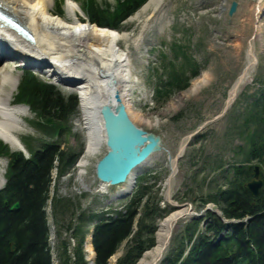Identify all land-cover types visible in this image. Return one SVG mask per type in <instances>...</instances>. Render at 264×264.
<instances>
[{"label": "rangeland", "instance_id": "obj_1", "mask_svg": "<svg viewBox=\"0 0 264 264\" xmlns=\"http://www.w3.org/2000/svg\"><path fill=\"white\" fill-rule=\"evenodd\" d=\"M59 1L60 0H48V8L54 14L58 11H62V18L72 21L74 18L69 14L67 4H65L63 0L61 3ZM96 1L103 8L105 4H111V6L114 4V0ZM231 1L232 0H167V19L160 23L150 20V24L143 26L142 23L145 14L135 18L133 17L134 14L132 16L133 18L131 17L132 19H130L129 16L121 23L119 29H117L120 31H127L130 35L127 40L120 39L118 45L122 50L130 52V80L132 85L130 94L131 108L133 111H138L151 120L149 124L141 122L136 118H133L132 121L147 131L160 134L162 145L169 151L171 156L177 152L178 146L185 136L197 129L204 121L212 119L221 112L225 104L228 90L231 89L248 63L249 56L247 54V44L250 37L252 35L254 36L251 43L257 61L252 67L248 68L250 80L241 88V91L229 106L228 110L222 116L205 123L203 128L196 134L202 135L199 139L193 138L189 141L184 152L177 161L176 171L171 178V199L177 203H187V205L190 206V211L195 212H200L204 209L201 205L202 199H206L208 195H215L220 188L227 187L229 183L228 180L232 176L231 164L244 159L245 152L249 151V142H245L247 132L243 126L242 117L238 118L236 113L242 110L245 105L251 103L254 94H256V97L259 96L258 94H261L260 98H262L261 100L263 101V103L260 101V106L257 109L256 115L264 117V15L257 19V0H236L239 3L237 10L228 22L227 8ZM80 3V0L77 1L78 6ZM81 11L83 17L79 15L77 11H75V15H78L77 17L79 19H87L83 7ZM259 20L263 22L260 36L257 35L258 31L256 29V26L260 22ZM176 37L180 39L183 38L185 42L193 38V42H195L193 45L196 50V59L200 65V71L197 77L191 79L190 85H192V83L204 72L208 73L210 79L194 94L187 93L190 86L187 90L185 88L173 93L164 103H159L155 100L154 96V83L157 78V73L155 74L153 72V67L158 66L157 52H159V48L161 46L162 48L164 46L168 47ZM135 38H137V46L134 44ZM17 59V55L15 58L0 59V71L8 70L11 76L14 77L18 75L19 82L23 68L14 65L15 62L17 64L19 63ZM44 68L49 70L48 66ZM34 72L43 81L55 84L64 94H78L76 88L69 82L60 80L51 74H45L39 71ZM158 74H160V72H158ZM162 75L165 74L162 73ZM8 91L9 86L6 85L4 88L2 85L0 86V102H4ZM15 94L16 90L11 95L12 100L9 109L15 105ZM20 112L21 113L18 114L7 111V123L13 126L12 128L15 129V135L23 145L22 149H20L19 146H17V148H12L5 142L12 150H22L23 153L28 154L26 148V140L27 143L30 141L28 136L32 138L31 145L39 141L55 139L41 133L38 127L32 123L34 114L29 109H23ZM69 125L70 132L64 136L62 145L65 149L74 151L81 149V152L75 164L69 167L65 173L59 174L56 168L52 170L50 196L52 197L57 193L59 197L71 198L74 203V215L71 219V228L66 229L65 225H67L68 218H64L65 205L64 203L58 205L57 215L60 219L61 231L60 234H57L51 213L52 206L50 202H48L46 210L48 214L49 242L52 248L51 264H62L60 242L63 239L68 241L69 264H73L75 260L73 248L77 244L78 237L73 233L72 229L78 223L77 219L80 215L83 214L84 217H87L93 213H98L101 210L107 209V206L108 208L111 207L109 210H112L119 205H124L128 200V197L121 199L114 198L116 191L118 192L119 188L125 185L123 183L120 185H108L105 193L98 191L100 181L95 176L94 166L96 161L106 151L104 142L97 152L84 156L88 158V164L85 166V173L81 175L78 174L79 168L77 162L79 158L86 153L87 146V134L84 131L79 109L77 113L71 117ZM254 128L255 124L251 126L252 132ZM196 135L194 137H196ZM241 145L244 147L242 151L239 149ZM164 148L152 155L153 158L151 162L143 167V173L140 174L143 175L147 173L145 170L149 168H151L149 173L158 174L157 182L153 189L156 190L157 187H160V199L158 203L162 208H166L167 204H169L166 200L167 193L164 184L169 173V167L167 166L168 153ZM218 162H220V167H218L217 172H214L213 170ZM6 164L7 159L5 157H0V174H4ZM250 164L260 165L261 174L263 176L264 160L260 162L257 159H253L250 161ZM199 166H202V168L195 171ZM215 175L217 176L216 182H205V179L210 177L214 178ZM3 185L1 187H3ZM216 199H218L217 196ZM207 203H211L213 208L220 210L219 205L216 204L215 201H209ZM206 212L207 211H205L204 214ZM171 213H173V211ZM171 213H169L168 216ZM204 214L199 216V218L203 217ZM156 219L157 229L154 233V247L157 244L159 223L164 220H160L159 218ZM192 220L191 218L189 220L188 217L179 221L172 232L170 240L179 237L184 224ZM208 220V217L204 218L200 221L198 227L203 229ZM90 229L91 224L90 221H88L85 223V232L81 241V249L85 264H94L93 258H91L92 249L89 248L88 245L91 239L89 234ZM136 229L137 226L135 225L134 231H136ZM153 246L148 249L152 250L154 248ZM148 249L146 250L149 251ZM124 250L125 242H122L117 252L109 258L108 264H115L116 260L124 253ZM146 250L144 251L145 253L147 252ZM144 252L141 258L144 256ZM140 259H138L135 264H137Z\"/></svg>", "mask_w": 264, "mask_h": 264}, {"label": "trees", "instance_id": "obj_2", "mask_svg": "<svg viewBox=\"0 0 264 264\" xmlns=\"http://www.w3.org/2000/svg\"><path fill=\"white\" fill-rule=\"evenodd\" d=\"M80 1L92 24L117 30L148 0H114L113 6L105 4L104 8L96 0ZM61 12L58 11V15ZM188 42L176 37L168 47L161 46L157 52L158 66L153 67V72L157 73L154 96L159 103H164L173 93L188 88L190 80L199 74L195 42L193 38ZM258 95L254 94L251 103L236 113L238 118L242 117L249 151L245 152L244 159L233 163L227 187L218 189L215 195H208L201 201L203 207L207 202L215 201L222 217L242 221L226 224L208 210L203 217L193 218L184 224L180 236L170 240L160 264H264V171L257 196L245 184L251 175L247 168L250 158L260 162L264 160V117L256 115L260 101H263L261 94ZM14 99L16 103L28 105L34 114L32 123L41 133L55 139L31 145L32 138L28 136V154L12 150L0 140V157L7 159L5 183L0 188V264H51L48 202L52 206L57 234L61 231L58 205H65L64 218H68L66 229L71 228L74 215L71 198L59 197L57 193L50 196L51 172L56 168L59 174L65 173L75 164L81 152V149L74 151L62 145L64 136L70 132L69 121L77 113L80 102L76 93L64 94L55 84L43 81L27 69L22 72ZM243 148L241 145L240 151ZM157 178L158 174L148 172L138 176L122 209H108L78 217V223L72 229L78 237L73 248V264H85L81 241L88 221L93 223L91 243L95 264H108L109 258L124 241V253L115 264H135L146 249L155 245L156 218L162 220L175 210L170 204L166 208L159 206L160 187L153 189ZM14 202L18 203V208H11ZM206 217L209 220L201 229L198 225ZM134 225L137 226L136 231ZM60 248L61 263L69 264L66 239L61 240Z\"/></svg>", "mask_w": 264, "mask_h": 264}, {"label": "bare ground", "instance_id": "obj_3", "mask_svg": "<svg viewBox=\"0 0 264 264\" xmlns=\"http://www.w3.org/2000/svg\"><path fill=\"white\" fill-rule=\"evenodd\" d=\"M47 2L48 0H0L1 10L25 24L34 36V41H30L15 28L0 20V59L15 58L17 55L19 65L25 64L35 71H42L45 66H48L49 74L70 84H75L79 96L81 119L87 134L86 154L97 152L103 143L104 135L99 107L102 103L113 104L115 92L120 95L132 120L136 118L149 124L151 122L149 118L131 108L130 52L122 50L118 45L120 39L127 40L130 37L128 32L99 27L86 20L81 21L77 17L78 15H75V11H79L81 14L82 11L77 8V5H74L73 0H66L67 10L74 18L72 21L50 11ZM257 3L258 19L264 15V0H257ZM142 14H145L143 26L150 24V20L160 23L167 19V0H148L132 16L135 18ZM131 17L129 18L132 19L133 17ZM262 25L263 22L260 21L256 26L258 36H260ZM137 38L134 39L136 46ZM248 56L249 61L250 55ZM209 79L208 73L204 72L190 85L191 87L189 86L190 89L187 93H196ZM248 80L247 70L240 87ZM0 84L3 88L6 85L9 86L6 99L4 102H0V138L10 147L17 148L19 146L22 149L23 145L15 135V129L7 123V111L19 114L23 109H28L24 104L13 105L14 107L9 109L11 95L18 84V75L14 77L8 70L0 71ZM152 158L153 156L138 167L143 170V167L147 166ZM87 164V157L80 159L78 174L85 173ZM136 173L134 171L130 174L125 185L119 188L117 194L124 193L129 189ZM4 181V174H0V187ZM107 188L106 183L100 182L98 191L105 193ZM189 216L190 211L187 208H175L173 213L159 223L156 246L147 251L137 264H159L166 249L164 244L169 235L172 220L174 218L176 220V224L171 229L173 232L178 222ZM88 245L91 248V244Z\"/></svg>", "mask_w": 264, "mask_h": 264}, {"label": "water", "instance_id": "obj_4", "mask_svg": "<svg viewBox=\"0 0 264 264\" xmlns=\"http://www.w3.org/2000/svg\"><path fill=\"white\" fill-rule=\"evenodd\" d=\"M238 2L232 0L229 3L227 10V20H231L234 12L236 11ZM253 35L250 37L247 44V54L250 55V59L243 69L242 73L238 76L231 89L228 90L225 99L224 107L221 112L214 116V118L222 116L233 103L234 99L244 87L245 83L241 84L243 76L247 73L248 68L252 67L257 61L256 56L253 54V45L251 40ZM250 80V77H249ZM248 80V81H249ZM75 87V84H72ZM114 103H102L99 107V114L102 120L104 145L106 147L105 153L96 161L94 166L96 178L106 183L107 185H117L128 180L130 174L135 171L131 186L126 192L116 194V197L123 198L128 196L136 183V177L142 173V170L138 167L142 163L149 160V158L163 147L162 139L160 134L152 131H147L142 127L138 126L130 118L125 104L123 103L120 95L115 92L113 94ZM213 120V119H211ZM211 120L205 121L197 129L186 136V140L180 145L178 152L172 157L167 149V161L169 167V173L164 181L166 185L167 200L175 207L186 208L187 203H177L171 199L170 195V183L172 175L175 172L176 162L183 152L184 148L189 142L190 137L196 133L203 125ZM260 165L255 164L253 168V177L250 179L246 186L250 192L254 195H258L259 188L262 185V179L260 178ZM11 208H18V203L14 202ZM188 211L190 206L188 205ZM210 210L219 216L223 222L228 223L234 221L232 219H226L221 216L219 209L211 207L209 204L200 212L190 211L189 219L197 218L204 214L205 211ZM176 224L175 218L172 220L170 225L169 235L165 241L164 247L168 245L171 237L172 227ZM164 248V249H165Z\"/></svg>", "mask_w": 264, "mask_h": 264}, {"label": "flooded vegetation", "instance_id": "obj_5", "mask_svg": "<svg viewBox=\"0 0 264 264\" xmlns=\"http://www.w3.org/2000/svg\"><path fill=\"white\" fill-rule=\"evenodd\" d=\"M199 132V131H198ZM197 132V133H198ZM196 133V134H197ZM196 134H194L193 136H192V138L191 139H199V137H201L202 135L201 134H198V135H196ZM196 135V137H194ZM180 145V144H179ZM261 145V144H260ZM178 148H179V146H178ZM190 158V157H189ZM217 158V157H216ZM251 159V161L254 159V158H250ZM232 165L233 164H231V169H232ZM218 167H220V162H218L217 164H216V167H215V169L213 170L214 172H217V170H218ZM202 168V166H199V168H197V169H195V171H197V170H200ZM247 168L250 170V173H251V175H250V178H249V180L253 177V168H254V164H250V162H247ZM260 171V177H261V169L259 170ZM226 172V171H225ZM262 178V177H261ZM216 180H217V176L215 175L214 176V178H207V179H205V182L206 183H213V182H216Z\"/></svg>", "mask_w": 264, "mask_h": 264}]
</instances>
